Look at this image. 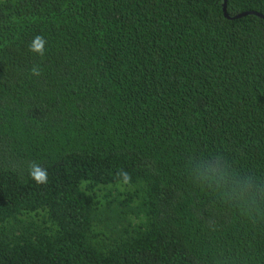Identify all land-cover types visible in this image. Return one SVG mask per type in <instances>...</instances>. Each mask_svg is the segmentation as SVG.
<instances>
[{"label":"trees","instance_id":"trees-1","mask_svg":"<svg viewBox=\"0 0 264 264\" xmlns=\"http://www.w3.org/2000/svg\"><path fill=\"white\" fill-rule=\"evenodd\" d=\"M222 3L0 0V264H264V0Z\"/></svg>","mask_w":264,"mask_h":264},{"label":"clouds","instance_id":"clouds-1","mask_svg":"<svg viewBox=\"0 0 264 264\" xmlns=\"http://www.w3.org/2000/svg\"><path fill=\"white\" fill-rule=\"evenodd\" d=\"M37 39H39V37H37ZM33 50L40 51V45L37 44V45L35 46V49H33ZM42 54H43V53L41 52V55H42ZM31 176H32V178H33L34 180H36V182H37L38 184H40V183H46V181H47V173H46V172H43V171L34 170V171L31 173Z\"/></svg>","mask_w":264,"mask_h":264},{"label":"water","instance_id":"water-1","mask_svg":"<svg viewBox=\"0 0 264 264\" xmlns=\"http://www.w3.org/2000/svg\"><path fill=\"white\" fill-rule=\"evenodd\" d=\"M224 1L225 0H223V3H222V10H223V13H224V16L225 17H227V18H237V17H240V16H242V15H244V14H247V12H241V13H237V14H235V15H233V16H227L226 15V13H225V5H224ZM253 14H256V15H258V16H260V17H262L263 19H264V16L263 15H261V14H259V13H256V12H252Z\"/></svg>","mask_w":264,"mask_h":264}]
</instances>
